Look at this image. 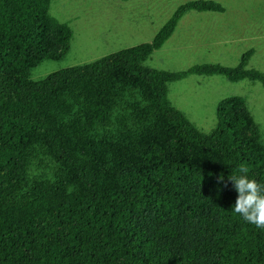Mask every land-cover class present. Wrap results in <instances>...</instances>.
<instances>
[{
	"label": "trees",
	"instance_id": "1",
	"mask_svg": "<svg viewBox=\"0 0 264 264\" xmlns=\"http://www.w3.org/2000/svg\"><path fill=\"white\" fill-rule=\"evenodd\" d=\"M50 9L51 0H0V264H264V230L231 211L228 175L244 165L264 184V142L244 135L258 128L246 99L222 100L205 134L168 96L169 83L191 75L264 85V72L249 68L255 50L236 67L143 65L185 14L224 6L189 1L151 42L35 80L29 70L61 59L73 37ZM40 154L59 168L56 180L31 174ZM207 205L218 220L203 214ZM150 214L169 239L198 218L213 233L214 258L158 250L140 224Z\"/></svg>",
	"mask_w": 264,
	"mask_h": 264
},
{
	"label": "rangeland",
	"instance_id": "2",
	"mask_svg": "<svg viewBox=\"0 0 264 264\" xmlns=\"http://www.w3.org/2000/svg\"><path fill=\"white\" fill-rule=\"evenodd\" d=\"M194 0H51L50 14L73 30L70 48L59 60H44L29 70L32 79L44 78L50 73L99 59L107 54L150 42L158 29L172 16L182 4ZM225 11L197 12L184 15L185 20L216 22L221 29L231 24L226 33L210 34L199 42H211L219 38L232 40L233 46L206 48L201 53L185 48L159 49L143 62L149 68L171 72L185 71L194 65L218 63L236 67L242 55L254 49L249 68L264 72V0H215ZM205 29V28H203ZM53 40L55 36L52 35ZM191 45V42H184ZM194 43V42H193ZM165 45V44H164ZM163 45V46H164ZM206 46V45H204ZM217 48V49H215ZM58 53L60 47H56ZM171 105L183 111L190 121L205 134L217 126V109L226 98L241 96L246 99V109L256 123L257 130L244 133L247 137L259 138L264 142V85L260 82L243 80L231 82L224 76L191 75L168 85ZM32 166L35 177L47 176L56 180L59 168L48 155L40 154ZM208 193H204V199ZM203 214L209 220L218 216L207 205ZM167 221V220H166ZM169 221V220H168ZM170 222V221H169ZM140 224L148 235L157 241L158 250L167 248L175 252L200 248L199 258H214L215 244L212 231L198 218L192 223L176 226L177 237L169 239L157 235L159 226L156 214L141 219ZM210 246L205 247V242Z\"/></svg>",
	"mask_w": 264,
	"mask_h": 264
},
{
	"label": "clouds",
	"instance_id": "3",
	"mask_svg": "<svg viewBox=\"0 0 264 264\" xmlns=\"http://www.w3.org/2000/svg\"><path fill=\"white\" fill-rule=\"evenodd\" d=\"M217 179L222 182L224 177L221 175ZM228 180L236 192L232 213L257 229L264 230V184L252 178L244 165L238 168L237 173L228 175Z\"/></svg>",
	"mask_w": 264,
	"mask_h": 264
},
{
	"label": "crops",
	"instance_id": "4",
	"mask_svg": "<svg viewBox=\"0 0 264 264\" xmlns=\"http://www.w3.org/2000/svg\"><path fill=\"white\" fill-rule=\"evenodd\" d=\"M224 25H225L223 27L224 29H221L222 27L213 21H203V20L191 21V20H185L184 18H182L179 21L173 35L167 40V42L165 43L162 49H166V48L168 49L169 46L174 44L175 48H185L184 50H193L196 53H201L200 49H203L204 47L206 48L224 47L223 50H226L228 47L230 48L233 46L232 40L230 39L228 40V38H219L217 41L214 40L211 42H202V41L199 42L198 41L200 38H203L204 36H207L210 34L219 35L220 33H226L227 28L231 26V24L229 25L224 24ZM160 28L158 29V31L160 30ZM187 40L188 42H191L192 44L185 45L184 42H186ZM149 41L151 42V39Z\"/></svg>",
	"mask_w": 264,
	"mask_h": 264
}]
</instances>
